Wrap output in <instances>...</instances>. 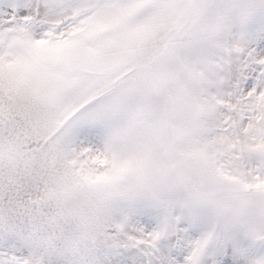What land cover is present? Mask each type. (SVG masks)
Segmentation results:
<instances>
[{
	"label": "snow or ice",
	"instance_id": "1",
	"mask_svg": "<svg viewBox=\"0 0 264 264\" xmlns=\"http://www.w3.org/2000/svg\"><path fill=\"white\" fill-rule=\"evenodd\" d=\"M0 264H264V0H0Z\"/></svg>",
	"mask_w": 264,
	"mask_h": 264
}]
</instances>
